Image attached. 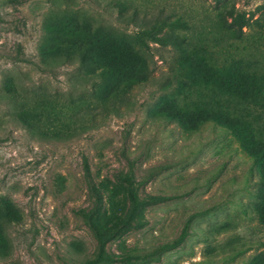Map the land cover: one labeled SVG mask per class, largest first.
<instances>
[{"label": "rangeland", "instance_id": "rangeland-1", "mask_svg": "<svg viewBox=\"0 0 264 264\" xmlns=\"http://www.w3.org/2000/svg\"><path fill=\"white\" fill-rule=\"evenodd\" d=\"M133 11L148 21L179 18L187 44L148 41L149 80L118 111L96 108L90 121L84 115L70 135V94L76 98L89 83L74 64L40 69L50 22L57 13H84L133 39L141 22ZM229 26L239 28L238 37ZM187 55L213 65L197 70L191 90L181 64ZM231 66L264 68V0H0V203L10 200L22 216L3 226L0 245L8 247L0 264L93 261L99 243L89 215L116 230L104 245L111 260L92 264H249L264 251V227L251 208L257 177L250 158L213 121L189 130L156 115L164 96L197 112L215 90L225 92L219 87ZM7 75L17 83L16 104L4 94ZM220 100L244 111L237 99ZM20 102L48 109L52 121L39 123L41 132L27 127L14 114ZM58 129L61 137L53 135ZM130 189L154 197L132 219Z\"/></svg>", "mask_w": 264, "mask_h": 264}, {"label": "trees", "instance_id": "trees-1", "mask_svg": "<svg viewBox=\"0 0 264 264\" xmlns=\"http://www.w3.org/2000/svg\"><path fill=\"white\" fill-rule=\"evenodd\" d=\"M124 6H121L123 9ZM232 15V13H231ZM53 22H50L43 42L40 45L41 60L40 69L50 70L56 63L76 65L78 76L88 81L89 88L76 98L70 94L68 108L71 109L69 120L73 123V130L81 127L84 115L90 121L95 116L92 110L103 108L107 111H118L122 102L128 100L129 94L135 85L146 83L151 74L146 49L148 41L162 46L171 45L173 48H182L187 44L188 38L176 28L182 26L181 20L171 19L169 16H157L148 21L145 16L140 17L133 11V19H140L138 30L134 32L133 39H127L126 35L117 30L95 23V19L84 13L75 15L68 12L66 15L57 13ZM234 20L238 17L234 16ZM242 25V24H241ZM240 25V26H241ZM234 37L239 36V28L228 27ZM130 40V41H129ZM181 64L187 68L185 75L190 77L186 84L191 90L195 83L197 70L204 67L212 72L213 65L205 62L203 66L193 61L190 56H184ZM14 77L7 75L3 79L4 94L10 101L17 103V85ZM225 92L217 91L211 96L209 103L200 107L197 112L182 108L179 100L164 96L163 103L158 107L156 115L168 121H174L185 129H196L207 121H213L229 130L239 141L245 154L250 158L252 169L257 177L256 186L252 189L254 203L252 212L259 224L264 227V68L255 69L250 66H231L229 77L226 78ZM16 93V94H15ZM226 94L232 99L244 103V111L231 110L221 104L222 95ZM23 101V100H22ZM22 103V104H21ZM20 110L14 109L15 117L27 127L42 131L39 123L52 121L47 112L37 106L28 107L20 102ZM93 107V108H91ZM38 109V110H37ZM37 126V128H36ZM52 132V131H50ZM61 130H55L54 136L61 137ZM47 134V133H44ZM89 175L88 166L85 167ZM89 192L97 195V201L101 202L102 196L95 188L93 182H89ZM129 219L141 213V204H146L153 196L140 198L135 191L130 189ZM20 215V216H19ZM18 209L5 199L0 203V239L5 240L4 224L21 220ZM88 225L95 234L99 243L97 257L88 262L111 260L104 255V245L111 239L116 230L110 232L100 220H94L88 216ZM124 223V222H122ZM129 223V222H126ZM8 243L0 245V255ZM249 264H264V251L256 254Z\"/></svg>", "mask_w": 264, "mask_h": 264}]
</instances>
